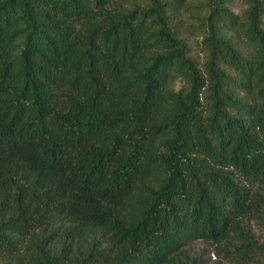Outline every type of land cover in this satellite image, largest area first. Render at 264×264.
I'll list each match as a JSON object with an SVG mask.
<instances>
[{
  "label": "trees",
  "instance_id": "obj_1",
  "mask_svg": "<svg viewBox=\"0 0 264 264\" xmlns=\"http://www.w3.org/2000/svg\"><path fill=\"white\" fill-rule=\"evenodd\" d=\"M252 214L264 0H0V264L249 262Z\"/></svg>",
  "mask_w": 264,
  "mask_h": 264
},
{
  "label": "rangeland",
  "instance_id": "obj_2",
  "mask_svg": "<svg viewBox=\"0 0 264 264\" xmlns=\"http://www.w3.org/2000/svg\"><path fill=\"white\" fill-rule=\"evenodd\" d=\"M241 5L234 6L232 5V10L237 13L241 10ZM197 39L194 38V41ZM180 83L177 82L173 85L174 89H178L180 87ZM254 194H259L262 192V187L256 185L253 189ZM247 226L251 227V233L254 240H256L258 243L264 242V225H262L259 220L257 219L256 215L252 214L247 218ZM189 252L190 255L196 256V258L205 261L208 260L207 264H264V253H257L254 260H251L249 262H242L237 263L234 256H224V255H215L213 256L212 253L214 251L211 247H209L207 244L202 242H196L189 245ZM210 253V255L208 254ZM210 257V259L208 258Z\"/></svg>",
  "mask_w": 264,
  "mask_h": 264
}]
</instances>
